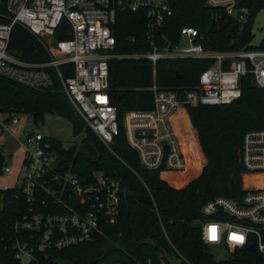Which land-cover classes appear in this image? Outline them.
Wrapping results in <instances>:
<instances>
[{
	"label": "built area",
	"instance_id": "2783aa9c",
	"mask_svg": "<svg viewBox=\"0 0 264 264\" xmlns=\"http://www.w3.org/2000/svg\"><path fill=\"white\" fill-rule=\"evenodd\" d=\"M206 3L223 9L242 24L253 16L246 0ZM173 10L169 0H6V12H0L6 19L0 22V76L39 89L53 87L59 81L100 140L112 150L115 139L124 133L147 170L182 171L189 166H205L207 160L188 107L235 101L242 94L241 79L248 74L264 88V49L207 50L202 44L204 36L193 26H183L179 42L172 44L161 30ZM124 11L145 14L149 51L134 55L115 52L114 26L118 14ZM17 24L43 44L51 55L49 62H28L9 49ZM184 39L186 46L181 45ZM115 57H144L154 65L166 58L214 62L200 72L193 87L161 88L154 83V107L128 111L120 119L108 90L109 60ZM69 63L74 64V73L67 78L61 66ZM21 114L25 113L4 109L0 96L3 175L12 170L7 162L5 134L20 122ZM22 149L24 169L12 187L21 189L27 211L14 223L20 235L13 246L15 259L18 264H66L51 260L54 251L91 242L102 234L103 224H116L125 188L104 171H96L93 180L86 181L71 169H64L49 137L38 130L25 132ZM242 152L247 171L244 194L238 199L217 196L203 205L202 237L228 252L254 245L264 258V129L245 133ZM247 179L255 183L245 185ZM257 179L262 182L257 183Z\"/></svg>",
	"mask_w": 264,
	"mask_h": 264
},
{
	"label": "trees",
	"instance_id": "16d2710c",
	"mask_svg": "<svg viewBox=\"0 0 264 264\" xmlns=\"http://www.w3.org/2000/svg\"><path fill=\"white\" fill-rule=\"evenodd\" d=\"M174 1L173 15L161 30L170 43L179 42L183 26H193L204 36L202 44L207 50L264 49V40L259 46L251 44L255 16L264 9V0H246L253 16L245 24L221 8L207 5L206 0ZM0 12H6V0H0ZM4 21L0 16V22ZM114 34L116 53L134 55L150 50L143 12H120ZM9 49L28 62L51 60L43 44L18 24L13 28ZM213 62L166 58L154 65L144 57L111 58L108 90L112 104L120 119L128 111L150 110L154 107V83L161 88L193 87L200 72ZM61 68L67 78L74 73L73 63ZM241 87V96L231 103L188 107L207 160L205 166L160 172L141 166L124 133L110 150L74 108L59 81L53 87L39 89L0 76L4 109L22 110L35 121L46 114H57L71 121L75 136L85 133L81 145L67 148L61 140L49 137L64 169H71L86 181L93 180L96 171H104L125 188L116 224H103L102 234L91 242L54 251L51 260L66 264H264V258L258 262L248 247L229 252L223 260L215 259L214 245L203 240L200 224L205 219L202 207L209 200L243 196L247 172L242 160L243 138L249 130L264 129V88L254 86L251 74L242 77ZM0 202V264H18L13 246L20 235L14 223L27 211L26 199L15 186L0 188Z\"/></svg>",
	"mask_w": 264,
	"mask_h": 264
},
{
	"label": "rangeland",
	"instance_id": "374dc122",
	"mask_svg": "<svg viewBox=\"0 0 264 264\" xmlns=\"http://www.w3.org/2000/svg\"><path fill=\"white\" fill-rule=\"evenodd\" d=\"M253 34L254 38L252 37L253 40L251 44L253 46H259L264 40V9L260 10L255 18ZM181 45L186 46L187 41L184 39ZM21 116L20 122L11 125L5 134L7 162L8 165L12 167V170L0 176V188L3 189L14 186L24 169L22 168V142L24 141L26 131L38 130L48 137L61 140L65 146H72L75 144L81 145L82 139L85 136L84 132L75 136L71 121L57 114H46L44 119L39 121H35V119L27 113L21 114ZM6 117V115L3 116V118ZM182 124L180 123V127H182ZM249 184V180H246V185ZM213 254L217 260H223L229 256V252L220 245H214Z\"/></svg>",
	"mask_w": 264,
	"mask_h": 264
},
{
	"label": "water",
	"instance_id": "95a60500",
	"mask_svg": "<svg viewBox=\"0 0 264 264\" xmlns=\"http://www.w3.org/2000/svg\"><path fill=\"white\" fill-rule=\"evenodd\" d=\"M170 3L172 4V6H175V1L174 0H169ZM254 86H257L256 82H253ZM4 160H5V156L2 152H0V176L3 175L4 171H3V165H4ZM250 250H252L255 254L256 260L259 262L262 260V255L261 253L255 248L254 245H252L250 247Z\"/></svg>",
	"mask_w": 264,
	"mask_h": 264
},
{
	"label": "bare ground",
	"instance_id": "6f19581e",
	"mask_svg": "<svg viewBox=\"0 0 264 264\" xmlns=\"http://www.w3.org/2000/svg\"><path fill=\"white\" fill-rule=\"evenodd\" d=\"M247 180H249V183H252V182L255 183V181H253L252 179H247ZM256 182L257 183H261L262 181L257 179ZM245 185H246V182H245Z\"/></svg>",
	"mask_w": 264,
	"mask_h": 264
},
{
	"label": "snow or ice",
	"instance_id": "6c2138e0",
	"mask_svg": "<svg viewBox=\"0 0 264 264\" xmlns=\"http://www.w3.org/2000/svg\"><path fill=\"white\" fill-rule=\"evenodd\" d=\"M234 239H240L239 237H234Z\"/></svg>",
	"mask_w": 264,
	"mask_h": 264
}]
</instances>
